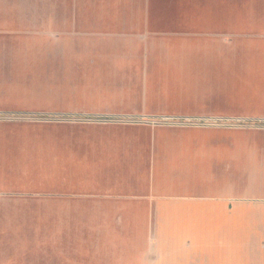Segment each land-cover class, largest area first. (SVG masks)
Returning a JSON list of instances; mask_svg holds the SVG:
<instances>
[{
	"label": "crops",
	"instance_id": "crops-1",
	"mask_svg": "<svg viewBox=\"0 0 264 264\" xmlns=\"http://www.w3.org/2000/svg\"><path fill=\"white\" fill-rule=\"evenodd\" d=\"M2 6L44 25L28 32L45 41L29 55L44 56L60 82L52 106L238 116L229 112L244 107L227 89L247 86L261 99L245 109L264 114V0ZM113 124L0 131V217H44V239L23 234L13 245L20 255L0 264H264V131ZM20 220L18 233L36 227ZM243 247L245 258L226 253Z\"/></svg>",
	"mask_w": 264,
	"mask_h": 264
},
{
	"label": "rangeland",
	"instance_id": "rangeland-1",
	"mask_svg": "<svg viewBox=\"0 0 264 264\" xmlns=\"http://www.w3.org/2000/svg\"><path fill=\"white\" fill-rule=\"evenodd\" d=\"M3 1L5 0H0V33L4 32L0 34L3 38L0 39L2 53L0 54V131H77L76 129L116 125L113 123L118 122L79 118L97 113L50 104L49 101L54 99V94L60 99L62 90L59 87L60 82L54 79L50 67L45 63L44 56L29 55V51L45 47V41L42 38L30 39L28 32L33 31L36 27L43 28L44 25L37 26L28 20H15V9L4 8ZM68 90L71 89H63L65 92ZM215 90L221 91V89ZM260 91L259 88L247 86L229 87L227 89L229 102L239 101L241 103L236 106L244 107L242 111H230L229 114L264 116V114L245 109L261 99ZM64 97L66 99V96ZM231 105L234 104H230V108ZM238 127H240L238 128L240 131H264V127L252 125ZM20 219L36 227L27 225L30 232L18 233L16 229L21 222ZM43 223L44 217H0V257L7 260L14 255H20V251L13 245L18 240L26 238L23 234L30 235L31 238L35 237L38 242H41L44 239ZM40 225L42 227L38 228ZM189 250L191 253L194 251L192 248ZM207 250L203 244H199L196 248L195 258L197 260L206 259L208 257ZM213 250H215L214 247ZM35 251H37V257L43 256V250L36 249L33 252ZM226 253L230 259L234 260L250 255L246 247L228 248Z\"/></svg>",
	"mask_w": 264,
	"mask_h": 264
},
{
	"label": "built area",
	"instance_id": "built-area-1",
	"mask_svg": "<svg viewBox=\"0 0 264 264\" xmlns=\"http://www.w3.org/2000/svg\"><path fill=\"white\" fill-rule=\"evenodd\" d=\"M88 120H101L111 122H150L153 124H179V125H199V126H226L238 127L242 125H252L264 127V116H194L175 114H154L137 115L129 113H97L96 115H86L79 117Z\"/></svg>",
	"mask_w": 264,
	"mask_h": 264
}]
</instances>
